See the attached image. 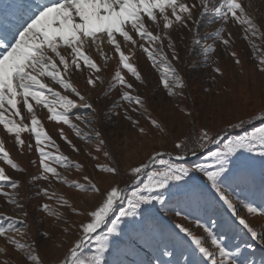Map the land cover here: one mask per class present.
<instances>
[{"label":"snow or ice","instance_id":"1","mask_svg":"<svg viewBox=\"0 0 264 264\" xmlns=\"http://www.w3.org/2000/svg\"><path fill=\"white\" fill-rule=\"evenodd\" d=\"M24 11L28 20L22 29L0 19V125L8 134L14 135L17 146L24 144L21 133L25 131L34 138L40 174L32 177L33 182L55 180L99 197L92 209L83 212L54 191H39L38 194L47 199L68 207L73 215L86 217L74 222L78 235L62 264H160L159 260L140 258V253L163 234L161 221L168 213L194 220L195 226L202 229V235H196L183 223L173 225L176 235L172 239L182 240L189 246V250L181 253L177 264H254L251 259H240L243 255L240 244L229 248L221 237L227 236L235 225L252 240L264 244V226L257 230L252 224L257 215L264 218V126L227 138L222 132L213 134L202 128L198 134L177 138L171 151H155L145 162L125 170L117 165L97 164V171L109 174L114 181L102 190L89 177H84L85 182L69 181L57 167L51 166L50 161L66 170L82 167L63 154L53 155L46 150L55 147L59 151V146L47 134L37 113V109H46L50 121L67 125L76 137L87 141L89 137L73 123V118L88 124L92 121L72 111L77 108V103L70 97L77 98L82 109L94 113L95 108L91 100L71 83V77L77 72L87 73L89 89L103 84L102 68L87 52L94 49L106 68L111 58L105 51V45H108L118 54L120 68L108 89L104 90V96L119 87V99L113 102V107L126 104L125 118L138 124L129 113L143 114L144 101L139 95L132 94L135 88L121 71L126 69L141 84L144 80L122 49L131 53L138 46L154 67L159 63L166 64L169 72L161 74L163 87L169 96H177L180 93L174 89H183L185 85L171 63L179 60L172 33L184 29L191 31L190 25H193L198 36L201 23L207 19L209 23L227 24L230 20L240 23L246 26V39L249 34L255 36L257 28L241 3L237 0H193L192 3L189 0H32ZM222 32L223 29L217 30L212 35L228 47L231 34L224 38ZM193 42L196 45L202 43L195 37ZM202 50L205 54L211 53L213 45L204 44ZM260 63L264 64V59ZM260 70L264 71V67ZM215 71L219 72V69ZM261 118H264V112ZM149 119L153 126L160 128L155 118ZM246 123L248 121L241 119L230 123L228 128L243 129ZM59 135L73 152L81 151L63 131ZM95 137L98 141L95 151L100 152L104 140L99 131L95 132ZM28 148L31 150L32 144ZM103 154L105 157L110 155L106 151ZM257 157L262 167L261 202L248 198L234 201L230 193L255 187L256 175L251 161ZM0 158L19 170L4 150L2 141ZM122 176L127 177L123 187ZM0 182L10 183L12 188L18 186L17 181L9 180L3 169H0ZM4 195L17 209L23 207L8 193ZM217 205L223 209V215ZM38 207L58 220L62 219L50 205ZM23 215L26 217L27 213ZM5 219L7 228L0 223V237L14 250L24 253V264H42L37 244H22L9 235V232L26 227L25 221L0 216V221ZM63 231L68 233L70 228L65 227ZM3 251L0 248V252ZM160 252L162 256L172 258L175 245L171 248L164 245Z\"/></svg>","mask_w":264,"mask_h":264},{"label":"rangeland","instance_id":"2","mask_svg":"<svg viewBox=\"0 0 264 264\" xmlns=\"http://www.w3.org/2000/svg\"><path fill=\"white\" fill-rule=\"evenodd\" d=\"M24 1L0 0V19H3L5 23L13 24L12 18L18 16ZM26 2L28 0L25 4ZM192 2L193 0H189V3ZM237 2L241 3L246 15L256 26L255 36L249 34L246 39L244 31L246 26L240 23H233L231 20L227 24L209 23L207 19L201 23L198 36L193 25H190L191 31L184 29L172 33V38L177 45L179 60H172L171 63L178 70L185 85L183 89H174L180 93L177 96H169L163 87L161 74L169 72L166 64L159 63L158 67H154L138 46L132 49L131 53L128 49H122L126 55H129L130 62L137 68L144 80L141 84L126 69L121 71V75L135 88L132 94L139 95L144 101L143 114L129 113L134 120L138 121V124H133L125 118L126 104H122L119 108L113 107V102L119 99L121 91L119 87L114 88L108 96H104V90L108 89L115 72L120 68L118 54L112 52L110 46L105 45V51L111 58L108 60L107 67L104 68V62L98 53L94 49L88 50L87 54L102 68L100 75L103 78V84L95 89H89L86 86L87 73L81 74L80 72L71 77V83L87 99L91 100L95 112L80 108L81 102L74 96L70 98L75 99L77 103V108L72 111L79 112L85 120L92 121L88 124L73 118V123H76L89 139L84 141L76 137L67 125L50 121L46 109H37L38 118L42 121L47 134L59 146V151L55 147L46 150L51 151L53 155L63 154L71 161L82 165L80 169L66 170L50 161L51 166L57 167V171L69 181L85 182L84 177H89L103 190L114 181L109 174L98 172L97 164L105 167L117 165L121 170H125L145 162L155 151H171L173 142L177 138L184 139L193 136L198 134L202 128H206L213 134L222 132L227 138L255 127L264 126V118H261V113L264 112V71L260 70L264 67V64L260 63V60L264 59V0H237ZM27 20L28 17L14 25L22 29ZM221 29H223L224 38H228L231 34L228 47L212 35ZM153 31L155 34V30ZM194 37L201 40V45L193 42ZM204 44L213 45V51L208 54L203 53ZM232 53H235V56ZM217 68L219 72L215 71ZM57 90L62 91L58 87ZM62 94H64L63 91ZM149 117L155 118L160 128L153 126ZM241 119L248 121L243 129L228 128L230 123ZM61 131L73 144L77 145L81 150L79 153L73 152L60 138ZM96 131H99L104 140L100 152L95 151L98 144L95 137ZM21 139L24 144L17 146L14 135L8 134L0 125V141L3 142L4 150L9 154V158L19 168V170L12 168L6 160L0 158V169L4 170L10 181L18 182L16 188H12L8 182H0V216L25 221L26 227L19 228V231L9 232V235L22 244H37V252L42 264H62L72 241L78 235L74 222L86 217L73 215L68 207H62L55 200L47 199L38 194L39 191L41 189L54 191L58 196L67 199L73 207L83 212L92 209L99 197L91 192H79L55 180L51 183L43 179L33 182L32 177L40 174L39 157L34 138L25 131L21 133ZM29 144H32L31 150L28 148ZM212 147L215 148V146ZM105 151L110 154L109 157L104 156ZM251 163L254 166L256 185L250 190L236 189L230 193L234 201H243L248 198L256 200L257 203L261 202V160L257 157ZM126 180L127 177L122 176V187ZM4 193H8L23 207L21 209L14 207ZM42 204L50 205L62 216V219L58 220L56 216L41 211L38 206ZM217 208L220 206L217 205ZM25 212L26 217L23 215ZM220 212L223 215L222 208ZM0 223L7 228V219ZM175 223H183L196 235H202V229L195 226L194 220H187L168 213L161 221L164 228L163 234L158 236L151 246H147L146 251L140 253V258L146 261L159 260L160 264H169L171 260V264H177L181 253L189 250V246L182 240L172 239L176 235L173 230ZM252 224L257 230H261L264 226V218L257 215L252 219ZM65 227L70 228L68 233L63 231ZM44 233H47V236H44ZM221 238L229 248L236 244L241 245L243 249L241 260L247 258L254 261V264H264V244L252 240L242 228L234 225L227 236ZM164 245L170 248L175 245L174 257L166 258L161 255L160 249ZM205 246H208V243ZM0 248L4 249L0 252V264H24V253L14 250L3 237H0Z\"/></svg>","mask_w":264,"mask_h":264},{"label":"bare ground","instance_id":"3","mask_svg":"<svg viewBox=\"0 0 264 264\" xmlns=\"http://www.w3.org/2000/svg\"><path fill=\"white\" fill-rule=\"evenodd\" d=\"M26 1V0H25ZM25 1H24V4H25ZM32 2V0H28V2H26V4L24 5H22L20 8V11H19V14H18V16L16 17H14V18H12L13 20V24H17L20 20H22V19H24V18H27L28 16L25 14V11H24V9H25V7H27L30 3ZM18 13V12H17ZM17 15V14H16ZM108 49V48H107Z\"/></svg>","mask_w":264,"mask_h":264}]
</instances>
